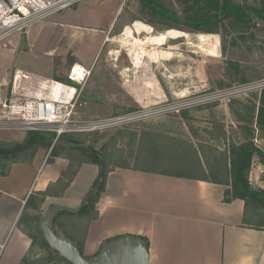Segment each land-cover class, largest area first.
Returning <instances> with one entry per match:
<instances>
[{"label": "crops", "instance_id": "1", "mask_svg": "<svg viewBox=\"0 0 264 264\" xmlns=\"http://www.w3.org/2000/svg\"><path fill=\"white\" fill-rule=\"evenodd\" d=\"M113 28L114 26L111 25L106 30L100 47L108 46L109 42L116 40V34L112 32ZM183 31H181L182 34L187 36L188 34ZM187 38L191 41H199L198 45L203 50H214V53L207 54L208 59L203 58L199 61L197 69L194 67L193 76L197 79L199 86L225 87L240 83L237 81L239 75L231 74L223 67L228 59L223 58L221 53H215L219 52L221 45L219 34L195 33L193 37L188 36ZM170 39L177 40V38ZM176 50L178 49L168 52L167 58L164 59L165 62L163 61V65L160 66V74L169 75L171 78H175V76L179 78L185 72L190 74L191 61H188L189 68L184 71V68L180 67V63H178L179 51ZM116 54L118 59L119 54ZM100 55L99 50L94 63L92 65L85 64L93 68L91 77L99 64ZM128 58L130 59V57ZM159 60L161 59L150 61L157 63ZM75 62L83 63L78 56L72 64ZM207 65L208 69H206ZM16 67L19 66L16 65ZM25 70L32 72L28 69ZM136 72H138L137 69ZM122 73L125 78L123 82L133 83L126 71ZM35 74L44 78L66 81L55 77L54 74L47 77ZM263 75L261 71L257 70L254 75L247 74V78L252 80ZM137 80L133 84L142 93L149 94L150 92L151 100L141 101L125 85L123 87L128 95H124L123 99L130 101L133 98L142 105L165 101L164 99L170 96L169 92L176 94L183 91L185 87L190 89L192 84L190 79H187L185 85L177 84L174 89V86L170 88L166 85L165 87L159 82V85L154 89L150 90V87L146 85L147 89L142 90L141 82H137ZM192 82L195 84V80ZM88 84L83 92L85 102L89 101L95 104V109L102 108L100 107L101 104L103 106L102 102H95V88H91L90 91ZM255 93H258L260 98L261 93L253 92L251 94ZM249 96L250 94L235 96L226 101L216 102L218 105L214 107V113L225 123L229 140L239 141L242 124L240 120L236 119L238 116L236 112L238 110L241 113L242 107L236 102L231 107L229 101L236 99L247 102ZM146 98L148 97L146 96ZM126 102L123 101V105H126ZM257 103L259 105L260 102L257 101ZM112 107L114 106L112 105ZM209 113V109H204L196 114L208 117ZM186 132L187 135L191 133L190 129H187ZM256 140L260 145H264V138H260L258 132ZM213 142L216 143V141ZM221 143L225 148L224 140ZM51 149L52 147L50 151ZM47 154L48 150L41 148L31 161H16L9 165L6 173L0 171V264H21L23 258L29 253L32 240L19 225L27 201L35 191L45 190L50 184L56 182L61 171L69 164V159L66 157H54L52 168L45 172L40 182H37V175L41 166L46 162ZM89 164L96 165L92 163L81 165L75 179L66 191L65 198L70 196L72 186L79 179L83 168ZM259 165L262 164L259 162L254 164L250 178H256L257 183L264 184V174L259 172ZM99 171H93L91 184L86 188L85 195L91 190ZM227 188L226 184L199 178L116 167L108 174L106 189L98 199L96 205L98 215L90 222L83 252L85 255H93L108 239L119 235L133 234L149 239V264H264V230L244 225L245 201L234 199L226 202L224 195ZM52 198V196H48L46 201ZM82 199L79 197L75 201L76 204H82Z\"/></svg>", "mask_w": 264, "mask_h": 264}, {"label": "trees", "instance_id": "2", "mask_svg": "<svg viewBox=\"0 0 264 264\" xmlns=\"http://www.w3.org/2000/svg\"><path fill=\"white\" fill-rule=\"evenodd\" d=\"M246 1L245 4H241L235 0H135L134 10L127 7L126 15L131 16V21L140 19L161 29L160 31L181 29L195 33L222 34L225 29L234 25H240L244 30L245 26H250L257 20L264 24V0H259L260 2L255 6ZM71 63L66 70L63 69L55 74V77L68 80L67 71ZM230 66L231 69L235 67L234 74L239 75L237 81L251 80L247 78V75L244 76V67H239L240 64L237 61H232ZM54 69L57 73L58 68L55 66ZM260 95L259 98L258 93L250 94L247 102L236 99L229 101L231 107L235 102L242 107L241 113L238 110L236 112L238 115L236 119L242 122L239 141L229 140L225 123L217 118L213 110L217 103L183 109L169 114L187 122L191 131L190 135L186 137L183 133L177 135L174 129L165 132L143 131L141 135L143 141L140 144V151L136 157L138 162L135 165H131L129 160L123 157L122 150H117V140L110 138L102 143H99L98 139L90 140L92 135L100 131L66 133L56 139L53 132L30 130L22 141L11 142L0 139V171L2 173H6L13 162L31 161L41 148L50 150L52 147L53 157H66L71 161L68 169L62 172V176L56 182L50 184L45 190L35 191L27 201L19 225L31 238L32 245L21 264H42L30 255L36 242L46 248L52 261L58 258L71 264L46 241L41 227V220L44 217L41 205L48 196H63L84 163L96 164L100 168L92 186L96 189L95 193L88 201L82 202L80 211H59L51 220V226L55 232L77 244L83 254L88 227L98 215L96 208L98 199L106 189L108 174L116 167L193 177L226 184L228 186L224 195L226 202L234 199L245 201L244 225L264 230L263 214L254 213V210H264V186H260L250 178L255 163L264 165V145L256 143L257 132L260 138H264V90ZM257 101L260 102L259 105ZM204 109L210 110L208 117L196 114ZM127 111L129 110L115 114ZM194 126L196 129H192ZM223 140L226 143L225 148L221 145ZM118 154H121L120 161L115 159ZM30 208L33 213H30ZM65 218H70L73 225L69 227L60 225L65 229H58L56 224L60 219ZM82 221L85 222L84 227ZM25 224L29 227H24ZM82 230L83 235L80 237L78 235ZM141 237L150 246L149 239L145 236Z\"/></svg>", "mask_w": 264, "mask_h": 264}, {"label": "rangeland", "instance_id": "3", "mask_svg": "<svg viewBox=\"0 0 264 264\" xmlns=\"http://www.w3.org/2000/svg\"><path fill=\"white\" fill-rule=\"evenodd\" d=\"M235 1L245 4L246 0ZM246 2L255 6L260 1L247 0ZM134 3L135 0H79L72 6L35 22L26 32L14 33L9 39L10 50L2 51L0 55L2 63L0 75L4 74L6 69V74L10 76V72L12 73L13 68H17L15 67L17 65L47 77L58 74L60 71H63V69L66 70L67 66L77 59V56L83 64L92 65L95 61V56L100 50L101 55L98 62L99 64L94 70L91 81L87 84L90 91L91 88H95V102H102L105 108L101 104L100 107L102 108L95 109V104L87 101L84 108L86 117L98 118L105 115L109 116L108 114L113 116L116 115V112L126 110H129L127 112H137L138 117L122 124L101 128L97 130L100 132L92 135L90 140L98 139L99 143L110 138L117 140V150L120 149L123 151V157L127 158L131 165H135L138 162L136 157L139 154L140 144L143 141L141 136L143 131L153 130L156 132H165L169 129H174L177 135H182L180 133H183V136L186 137V131L189 128L187 122L183 119L170 116L169 113L175 110L154 113L152 110L147 109L144 112L142 111L144 110V105L139 104L136 100L130 99L129 101L123 99L124 95L128 93L123 85L135 93L143 102H148V99L151 100V93L149 92V94H147L139 91L137 86L133 84L137 79V82H141L142 90L147 89L146 85L150 87V90L154 89L159 85V82L165 87L166 85L170 88L174 86L175 89L177 84L183 86L187 83V79H190V83H192L190 89L185 87L183 91H179L176 94L169 92L170 96L164 100L169 99L170 101L194 97L222 87L216 85L213 87L208 85L199 86L197 79L193 76V71H195L194 67L197 69L199 61L203 58L208 59L207 54L214 53V50H203L198 45L199 41L188 40V36L193 37V34H195V32L190 30H181L186 32L188 34L187 36L182 34V32L179 31L180 29H167V33L161 34V32L165 30L160 31L161 29L140 19L131 21V16L128 14L126 15V9L128 7L134 10ZM135 22L137 23L135 24ZM111 25L114 26L112 32L116 34V37L114 36L116 40L109 42L110 44L108 46L103 45L100 47L103 37L107 32L106 30H108ZM127 27H133L136 35L140 38H143L147 33H157L161 36V43L145 45L150 53L146 55L143 54L142 61L138 66L132 64V60L130 61L131 58H128L130 57L128 56V49L134 45V40L127 38L126 41H124L122 39L123 36H125L122 34ZM227 27L229 26L227 25ZM263 28L264 24L257 20L254 21L252 25L245 26V32H242L244 31L242 26L234 25L225 29L222 34H219L221 45L219 52L216 51L215 53H221L220 55L223 58L228 59L223 64L226 71H230V73L233 74L235 72V67L231 69L230 63L232 61H237L240 64L239 67H244L246 75H254L257 73V70L261 71L262 75L264 74ZM170 38H177V40ZM195 48L197 50H194ZM174 49H178L176 51H179L177 59L178 63H180V67L184 68V71L189 68L188 61H191L190 76L185 72L181 74L182 76H179V78L178 76L171 78L169 75H162L159 73L160 66L163 65L162 62L167 58L168 52ZM186 51H188L189 54ZM116 53L119 54L118 59ZM181 53L186 54L182 55ZM149 59L154 61L158 59L161 60L157 63H152ZM55 66L58 68L57 73L54 72ZM135 68L138 72H136ZM208 68L209 66L207 65L206 69ZM123 71H126L133 83L123 82L125 79L122 73ZM193 80H195V84L192 82ZM169 89L168 91H170ZM146 96L148 98H146ZM123 101L128 102H126V105H121ZM155 103L154 105L161 107L167 105L163 100ZM112 105L114 107H112ZM203 105L207 104H201V106ZM150 107H153V104L149 105L148 108ZM195 107H197V105L189 108ZM169 109H172V107ZM192 129H196L195 126ZM27 133L26 131L0 132V139L11 142L22 141ZM51 151L48 150L47 158L45 159L46 162L41 166L37 175V182H40L45 172L52 168L54 157L51 155ZM120 155L121 154H118V156L115 157V159H117L116 161H120ZM70 163L71 161L69 160L68 166L61 171L60 177L62 176V172L68 169ZM99 169L97 165L91 166V164H89L85 166L79 179L72 186L69 197L65 198V192L63 196L53 197L41 205V208L44 210V216L47 214L50 207L54 205L74 208L81 205H77L75 201L79 197L81 199L83 198V201L85 200L93 188L92 187L85 195L86 188L91 184L93 171H99ZM253 179V181L256 180V178ZM260 186H264V184H260ZM29 211L33 213L32 208H30ZM256 212L258 214L262 213L264 216L263 209L254 210L255 214ZM56 225L58 229H61L63 227L60 225L69 227L73 224L70 218H65L60 219ZM84 225L85 222L82 221V226L84 227ZM24 227L28 228L29 226L25 224ZM82 232L83 230L78 236L81 237L83 235ZM30 255L42 264H68L58 258L52 261L46 248L42 247L39 242L34 244Z\"/></svg>", "mask_w": 264, "mask_h": 264}, {"label": "built area", "instance_id": "4", "mask_svg": "<svg viewBox=\"0 0 264 264\" xmlns=\"http://www.w3.org/2000/svg\"><path fill=\"white\" fill-rule=\"evenodd\" d=\"M79 0H0V55L10 50L9 39L14 33L26 32L35 22L72 6ZM1 57V56H0ZM0 59V68H1ZM16 67V66H15ZM10 71V70H9ZM92 67L75 62L68 72V80L44 78L23 68H13L10 76L0 75V131L41 130L55 133L56 139L66 133L94 132L137 118L135 111L105 117H86L83 97ZM264 90V76L235 83L204 94L165 100L164 107L144 105V110L161 113L180 112L192 106L226 101L235 96ZM156 104V103H155ZM172 109H169L171 108ZM258 143V140H256ZM264 174V165H259Z\"/></svg>", "mask_w": 264, "mask_h": 264}, {"label": "water", "instance_id": "5", "mask_svg": "<svg viewBox=\"0 0 264 264\" xmlns=\"http://www.w3.org/2000/svg\"><path fill=\"white\" fill-rule=\"evenodd\" d=\"M93 188L85 198V202L95 193ZM78 207L63 205L52 206L41 220L44 237L49 245L58 251L71 264H149V246L138 235L125 234L113 237L93 255H84L81 249L69 238L55 232L51 226L52 217L56 212H78Z\"/></svg>", "mask_w": 264, "mask_h": 264}, {"label": "bare ground", "instance_id": "6", "mask_svg": "<svg viewBox=\"0 0 264 264\" xmlns=\"http://www.w3.org/2000/svg\"><path fill=\"white\" fill-rule=\"evenodd\" d=\"M123 40L126 41L127 38L133 39V46L129 47L128 53L129 56L136 66L140 65L142 61L143 54L150 53L148 49H146L145 45L148 44H159L161 43V36L157 33L146 34L143 38H140L136 35L133 27H127L125 32L123 33Z\"/></svg>", "mask_w": 264, "mask_h": 264}]
</instances>
